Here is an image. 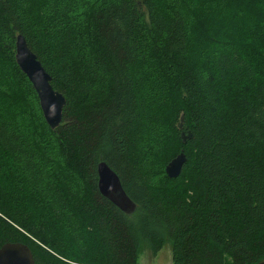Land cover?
<instances>
[{"label":"trees","instance_id":"16d2710c","mask_svg":"<svg viewBox=\"0 0 264 264\" xmlns=\"http://www.w3.org/2000/svg\"><path fill=\"white\" fill-rule=\"evenodd\" d=\"M18 33L65 96L55 128L16 62ZM100 160L132 213L100 193ZM8 241L35 264H138L166 242L171 264L264 258V0H0Z\"/></svg>","mask_w":264,"mask_h":264},{"label":"water","instance_id":"95a60500","mask_svg":"<svg viewBox=\"0 0 264 264\" xmlns=\"http://www.w3.org/2000/svg\"><path fill=\"white\" fill-rule=\"evenodd\" d=\"M15 58L36 90L45 120L51 128H55L62 120V109L66 103L65 96L53 87L51 75L21 33L16 35ZM182 120L183 117L180 116L179 128L182 126ZM190 135V131L181 133L183 140ZM184 160L185 156L181 151L165 166L170 177H175L180 173ZM97 176V186L102 195L125 213H132L135 210L136 203L124 190L117 173L104 160L97 163ZM0 264H35V260L25 243L8 241L0 246ZM256 264H264V258Z\"/></svg>","mask_w":264,"mask_h":264},{"label":"rangeland","instance_id":"374dc122","mask_svg":"<svg viewBox=\"0 0 264 264\" xmlns=\"http://www.w3.org/2000/svg\"><path fill=\"white\" fill-rule=\"evenodd\" d=\"M138 264H171L170 242H166L156 254L142 246L138 256Z\"/></svg>","mask_w":264,"mask_h":264}]
</instances>
